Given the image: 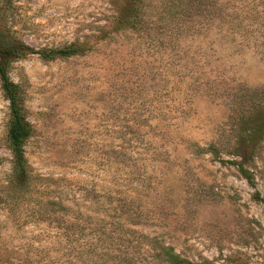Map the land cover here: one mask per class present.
I'll return each mask as SVG.
<instances>
[{
	"label": "rangeland",
	"instance_id": "374dc122",
	"mask_svg": "<svg viewBox=\"0 0 264 264\" xmlns=\"http://www.w3.org/2000/svg\"><path fill=\"white\" fill-rule=\"evenodd\" d=\"M15 3L14 28L33 47L89 39L96 49L52 61L33 54L12 66L35 128L26 144L34 189L12 209L0 203V264H81L95 255L102 264H160L147 237L203 264H264V141L249 166L254 184L211 152L197 156L194 145L217 143L228 128L230 96L215 94L216 84L264 85L260 39L231 41L215 25L175 49L130 30L103 41L111 0ZM199 73L215 87L189 91ZM8 119L0 84V186L12 166ZM218 144L221 158L240 160ZM42 198L74 212L76 247L63 249L60 229L32 214Z\"/></svg>",
	"mask_w": 264,
	"mask_h": 264
},
{
	"label": "trees",
	"instance_id": "16d2710c",
	"mask_svg": "<svg viewBox=\"0 0 264 264\" xmlns=\"http://www.w3.org/2000/svg\"><path fill=\"white\" fill-rule=\"evenodd\" d=\"M3 1L5 4L0 10V84L9 101L6 138L12 166L8 178L0 186V203L10 204L12 209L30 197L34 189L26 144L35 133L26 104V87L11 77L14 62L33 54H38L46 61L67 59L91 52L96 46L89 39H77L61 47L35 48L20 37L14 28L15 0ZM111 6L112 12L97 35L103 41L113 38V33L130 30L138 39L144 38L145 41L152 36L154 40L147 42L153 43L158 49L168 48L167 45L175 49L178 47L177 41L184 36L206 33L216 25L224 36L232 37L231 41L241 43L253 35L256 41L260 39V45H264V0H111ZM153 32L156 34L151 35ZM214 81L199 73L187 83L190 91L194 86L200 90L204 84L215 87ZM223 81L216 84L214 93L230 96L231 115L226 122L228 128L222 127L223 139H218L217 143L200 146L194 141L195 154L199 156L211 152L219 161L237 165L240 173L254 184L249 166L264 141V85L253 87L240 81L224 86ZM190 107L182 112L190 113ZM218 143L232 146L240 160L221 158ZM256 196L259 197L258 194ZM45 200H40L38 209L32 214L40 222L54 224L60 229L59 233L63 237L59 236L58 243L64 245L63 249L72 245L76 247L69 234L79 225L74 212L69 211L61 199ZM147 238L146 243L160 264H203L182 255L171 244ZM29 259L27 255L23 258L24 261ZM86 262L83 260L81 264H102L99 255H95L91 262Z\"/></svg>",
	"mask_w": 264,
	"mask_h": 264
}]
</instances>
